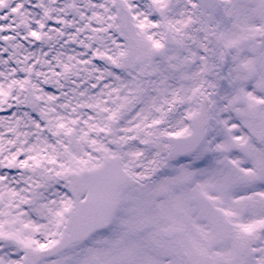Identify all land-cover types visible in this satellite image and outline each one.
Returning <instances> with one entry per match:
<instances>
[{
	"label": "snow or ice",
	"instance_id": "6c2138e0",
	"mask_svg": "<svg viewBox=\"0 0 264 264\" xmlns=\"http://www.w3.org/2000/svg\"><path fill=\"white\" fill-rule=\"evenodd\" d=\"M0 264H264V0H0Z\"/></svg>",
	"mask_w": 264,
	"mask_h": 264
}]
</instances>
